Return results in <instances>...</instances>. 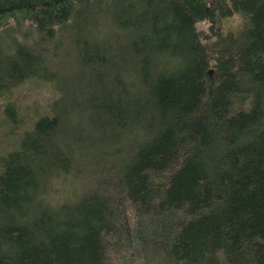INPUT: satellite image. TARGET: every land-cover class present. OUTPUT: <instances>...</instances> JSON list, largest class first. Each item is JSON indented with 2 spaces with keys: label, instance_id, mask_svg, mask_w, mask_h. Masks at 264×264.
I'll return each instance as SVG.
<instances>
[{
  "label": "trees",
  "instance_id": "obj_1",
  "mask_svg": "<svg viewBox=\"0 0 264 264\" xmlns=\"http://www.w3.org/2000/svg\"><path fill=\"white\" fill-rule=\"evenodd\" d=\"M0 100V264H264V0H0Z\"/></svg>",
  "mask_w": 264,
  "mask_h": 264
},
{
  "label": "rangeland",
  "instance_id": "obj_2",
  "mask_svg": "<svg viewBox=\"0 0 264 264\" xmlns=\"http://www.w3.org/2000/svg\"><path fill=\"white\" fill-rule=\"evenodd\" d=\"M9 27H14L16 29V34L20 40H23V35H19L20 32L24 33L23 31L28 29V23L25 24V26L19 27L18 23L14 22L13 20L10 21ZM224 25V24H223ZM198 30L203 31V32H208L210 25L207 23H198L197 25ZM240 26V19L239 17H235L234 19H231L230 21L225 22L224 30H236ZM36 84V83H35ZM30 84V82L25 83L24 85L19 86L14 92L13 95L11 96L14 101L17 103V105H20V114L22 116V121L26 120V117L28 116L27 113L28 111H32L33 117L35 116L34 113H42L43 107L45 105H49L52 101L53 98L55 97V93L51 92L49 89H43L40 85H35ZM9 99V98H8ZM3 101L0 100V104H2ZM31 114V115H32ZM0 120L3 125L7 126V122L9 120L2 118L0 114ZM29 118V117H28ZM24 119V120H23ZM3 125H0V157L4 155L5 153H8L11 151L13 148L12 146L14 145L15 142H13V138L16 139V137H19L20 132H24L27 128L28 125L23 127L21 126L20 129L15 128H7ZM13 130V131H12ZM13 132V133H11ZM112 258V264L117 262V257L114 255L111 256Z\"/></svg>",
  "mask_w": 264,
  "mask_h": 264
}]
</instances>
